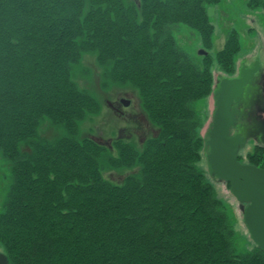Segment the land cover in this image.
Returning a JSON list of instances; mask_svg holds the SVG:
<instances>
[{
  "label": "trees",
  "instance_id": "1",
  "mask_svg": "<svg viewBox=\"0 0 264 264\" xmlns=\"http://www.w3.org/2000/svg\"><path fill=\"white\" fill-rule=\"evenodd\" d=\"M139 1V11L128 1L135 7L125 12L123 0H0V152L13 178L0 216L8 264H264L259 248L236 252L227 214L195 164L202 140L191 103L211 91L209 64L201 71L167 44L175 15L209 42L204 7L215 0ZM235 39L219 52L224 73L233 72ZM86 49L104 65V87L142 92L159 135L140 155L116 144L120 157L109 158L97 142L76 141L79 121L100 110L68 79ZM42 118L63 124V139L34 141ZM128 162L138 163L137 176L104 178L106 167Z\"/></svg>",
  "mask_w": 264,
  "mask_h": 264
},
{
  "label": "rangeland",
  "instance_id": "2",
  "mask_svg": "<svg viewBox=\"0 0 264 264\" xmlns=\"http://www.w3.org/2000/svg\"><path fill=\"white\" fill-rule=\"evenodd\" d=\"M139 11V0H123V11L135 6ZM253 4H259L256 0H215L212 4L206 3L204 11L215 8V13L208 17V24L212 31L207 36L209 42L205 43L200 33L181 23L177 15L172 17L170 25V38L167 42L170 46L178 48L188 60L201 71L209 64L211 73V91L203 101L194 102L192 108L200 122L198 136L202 140L200 159L195 162L206 181L211 184L216 199L225 210L234 234L233 247L237 253H251L256 245L251 239L244 221L246 204H239L230 192V186L224 181L218 180L208 169L209 147L207 142L212 130L214 112L218 103L221 85L226 81L238 78L245 80L242 88V96L238 99L235 111L232 112L233 130L230 135L239 139L238 160L241 164H250L264 169V30L260 32L258 23L264 29V13L251 10ZM256 10H259L256 9ZM256 13V14H255ZM129 14H124V18ZM140 21L143 20L138 15ZM170 19V20H171ZM230 23H232L230 25ZM235 30L239 36L241 46H237L236 39L231 37V31ZM234 41L236 46L228 60L233 61V72H223L219 66L218 52ZM233 44V43H232ZM227 48V47H226ZM206 52V55L199 54ZM223 58V57H221ZM224 63V60H222ZM103 64L98 60V54L94 49L82 50L79 58L71 63L70 76L68 77L79 92H88L94 97L100 110L97 114L86 115L78 123L76 141L81 145L85 141L100 144L107 157L118 159L120 151L116 144L131 148L137 154L143 152L146 141L156 136L158 128L150 119V111L145 109L142 92L137 86L114 82L104 87ZM232 65L229 64L228 69ZM215 93H218L216 95ZM128 103L127 106L125 104ZM123 135L119 138V131ZM68 134V133H67ZM37 143L48 145L55 144L63 139L66 131L63 124L50 118H42L37 128ZM129 138H126L129 136ZM148 138V139H147ZM95 141V142H94ZM96 144V145H98ZM22 153H30L26 145L20 148ZM129 165H117L115 169H104V178L116 184L126 182L129 176H137L138 163L128 162ZM12 168L0 152V216L3 213L6 198L12 184ZM236 219L239 220L238 224ZM243 232L245 236L243 235ZM0 252L3 249L0 247Z\"/></svg>",
  "mask_w": 264,
  "mask_h": 264
},
{
  "label": "water",
  "instance_id": "3",
  "mask_svg": "<svg viewBox=\"0 0 264 264\" xmlns=\"http://www.w3.org/2000/svg\"><path fill=\"white\" fill-rule=\"evenodd\" d=\"M214 8L207 10L211 17ZM206 55V52L199 51ZM245 80H229L221 85L220 97L214 112L209 147L208 169L218 180L230 185L239 204H246L244 221L256 247L264 251V170L243 166L238 161L239 139L230 135L233 126L231 108L242 94ZM128 103L125 104L127 106ZM122 130L119 131L121 138ZM0 264H8L0 252Z\"/></svg>",
  "mask_w": 264,
  "mask_h": 264
},
{
  "label": "bare ground",
  "instance_id": "4",
  "mask_svg": "<svg viewBox=\"0 0 264 264\" xmlns=\"http://www.w3.org/2000/svg\"><path fill=\"white\" fill-rule=\"evenodd\" d=\"M258 3H261V2H263L264 3V0H256ZM209 9V8H208ZM258 9V8H257ZM251 10H254L255 12L256 11H259L258 13H264V8L262 7V8H259V10H256L255 8H252ZM214 13H215V10H214ZM214 13H213V15H214ZM256 14V13H255ZM206 17H207V11H206ZM232 23H230V25H231ZM258 25V29L260 30V32H261V30L263 31L264 29H263V27H262V24L261 23H258L257 24ZM264 25V24H263ZM213 26V25H212ZM233 31H235V30H233ZM237 33V32H236ZM238 35V34H237ZM238 44H239V46H241V43H240V41H239V36H238ZM221 51V50H220ZM219 51V52H220ZM219 52H218V54H219ZM238 78H234V79H232V80H237ZM240 163V162H239ZM241 164V163H240ZM241 165H243V166H250V164H245V163H243V164H241ZM252 166V165H251ZM253 167H255V168H257V169H261V170H264V169H262V168H258V167H256L255 165L253 166ZM221 181V180H220ZM229 185V184H228ZM230 186V185H229ZM230 192H231V188H230ZM232 194V193H231ZM244 214H245V212H244ZM236 222H237V224H238V222H239V220L238 219H236ZM249 233V232H248ZM250 235V234H249ZM242 236H245V234H244V232H243V235ZM251 237V236H250ZM252 239V238H251ZM257 248V247H256ZM262 251V250H261ZM264 252V251H263Z\"/></svg>",
  "mask_w": 264,
  "mask_h": 264
},
{
  "label": "flooded vegetation",
  "instance_id": "5",
  "mask_svg": "<svg viewBox=\"0 0 264 264\" xmlns=\"http://www.w3.org/2000/svg\"><path fill=\"white\" fill-rule=\"evenodd\" d=\"M216 95H218V93H215ZM242 94H243V92H242ZM242 94H241V96H242ZM219 95H220V91H219ZM219 98V97H218ZM240 98V97H239ZM238 98V99H239ZM238 99L236 100V101H234V103L232 104V108H231V116H232V112L233 111H235V108H236V105H237V101H238ZM233 130V126L230 128V132ZM123 135V132H122V134H121V136ZM130 137V135L129 136H127L126 138H129ZM239 161V160H238ZM240 163H241V161H239Z\"/></svg>",
  "mask_w": 264,
  "mask_h": 264
}]
</instances>
